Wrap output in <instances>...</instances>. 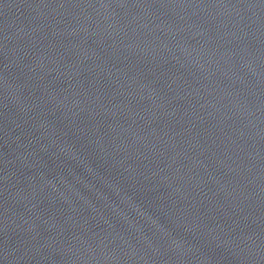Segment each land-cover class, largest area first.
Wrapping results in <instances>:
<instances>
[{"label": "water", "instance_id": "water-1", "mask_svg": "<svg viewBox=\"0 0 264 264\" xmlns=\"http://www.w3.org/2000/svg\"><path fill=\"white\" fill-rule=\"evenodd\" d=\"M0 264H264V0H0Z\"/></svg>", "mask_w": 264, "mask_h": 264}]
</instances>
